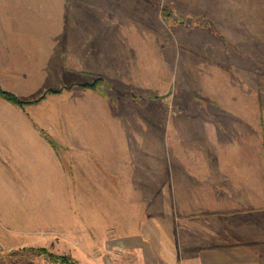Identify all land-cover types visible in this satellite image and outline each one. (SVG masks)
Here are the masks:
<instances>
[{
  "label": "crops",
  "instance_id": "obj_1",
  "mask_svg": "<svg viewBox=\"0 0 264 264\" xmlns=\"http://www.w3.org/2000/svg\"><path fill=\"white\" fill-rule=\"evenodd\" d=\"M106 3L59 0L55 17H0V73L23 85H44L50 74L91 85L95 76L127 67L129 38L131 47L159 52L158 41L144 46L157 23L128 17V0ZM114 3L119 12L111 13ZM251 18L257 25L247 35L253 45L247 69L257 57L264 63V50L255 49L256 43L264 47V17ZM233 21L234 29L239 19ZM223 30L227 36L231 31ZM241 76L203 81L206 99L219 108L201 113L198 124L184 120L177 128L176 112H169L166 180L159 176L166 142L152 135L151 145L141 148L149 154L141 150L136 157L139 143L127 135L133 131L113 122L99 90V96L78 91L86 100L64 133L49 130L54 142L44 141L31 123L34 113L0 110V264H15L9 248L15 245L58 246L56 253L87 245L73 256L81 262L106 245L111 264H264V139L253 79ZM93 118L102 121L90 124ZM67 132L76 137L60 138Z\"/></svg>",
  "mask_w": 264,
  "mask_h": 264
},
{
  "label": "rangeland",
  "instance_id": "obj_2",
  "mask_svg": "<svg viewBox=\"0 0 264 264\" xmlns=\"http://www.w3.org/2000/svg\"><path fill=\"white\" fill-rule=\"evenodd\" d=\"M57 1L59 0H0V17H8L10 14H15L16 17H55L60 13L54 10ZM106 4L111 7L108 0ZM112 6L111 13L119 12L118 4L114 3ZM127 9L128 17H145L144 21L148 26L150 22L158 24L157 31L154 30L149 38L144 39V46H152V43L155 46V41H158V53L147 52V49L143 51L138 46L131 47L129 38L127 67L113 71L111 77L95 76V82L91 85H72L70 84L74 81L72 78L57 79L51 74L44 85L35 86L28 83L23 85L20 82L23 80H16L15 76L0 73L1 90L24 103L23 106H19L0 96V110L6 112L15 109L23 113H34L29 116L31 123L40 131L44 141L54 142L55 136L50 131L54 132L57 129L63 132L65 126H71L75 110L86 100L87 93L78 91L91 89L92 95L99 96L96 91L99 90L100 95L106 98L101 101L112 111L113 122L116 121L117 125L121 123L126 129L133 131L127 132V135L130 140L137 141V145L139 143V150L133 151L136 157L140 159L141 150L146 151L145 155L149 154L147 150L141 148L145 143L151 145L152 138L156 139L152 135L159 136L161 142H166L165 150H161V153H165H162L159 159L161 172L159 176L166 180L169 112H176L177 128L184 120L188 121L187 126L198 124L201 113L219 108L216 102L206 99L204 91L206 87H203V81L224 77L236 80L239 74L241 76L244 73V76L253 79L250 83L256 93V120L259 121V129L262 130L259 136L264 139V63L258 62L261 59L257 57L254 60L255 67L250 66L252 67L250 69L246 67L250 65L246 62L250 58L253 46L247 35L251 36L252 30L257 25L255 18L251 17H257L259 22L263 21V18L259 17H264V0H128ZM233 18L239 19V26H234V29L232 25L238 22L233 21ZM148 19L152 20L146 23ZM223 26L232 31L228 36L224 34ZM136 42L139 44V39ZM258 48L264 50V47H257L256 43L255 49ZM218 55L220 58H225L224 64L220 63ZM3 56L5 57L0 55V62ZM222 66L225 70L221 69ZM26 89L28 92L24 93ZM35 89L38 92H34ZM80 93L83 95L81 96ZM39 114L44 118L40 123L37 116ZM100 121L102 120L93 118L90 119V124L96 122L99 125ZM63 133L61 137L59 133V137H63V140L70 141L76 137L70 132L64 135ZM89 135L94 136L90 133ZM112 135V141H117L116 135L114 133ZM187 138L190 139L189 136ZM256 142L257 146L260 144L262 146L258 138ZM147 159L149 158L145 157V160ZM147 162L149 163L150 159ZM176 162L178 164L177 160ZM137 163L146 169L147 164L143 165L141 161L135 164ZM174 168L190 170L191 167L177 165ZM193 168L195 173H198V166ZM173 170L172 167V174L175 173ZM159 200L162 205L163 199ZM144 201L145 205H150V201L147 199ZM97 241L99 240L96 239ZM9 248H12V253L17 255L15 264H60L54 262L51 256L67 257L76 264L114 262L113 259L110 263L105 261L114 257L108 252L111 249L106 245L98 247L97 253L91 255L90 262H81L73 257L75 252H86L87 245L62 246L61 249L65 248L67 251L60 249L57 253L58 246L36 245L32 248L15 245ZM45 248H48L46 249L48 254L39 252ZM119 256L117 254L115 258L117 261Z\"/></svg>",
  "mask_w": 264,
  "mask_h": 264
},
{
  "label": "trees",
  "instance_id": "obj_3",
  "mask_svg": "<svg viewBox=\"0 0 264 264\" xmlns=\"http://www.w3.org/2000/svg\"><path fill=\"white\" fill-rule=\"evenodd\" d=\"M0 96L3 97L8 102L14 103V104L19 105V106H23L24 105V103H21L15 96H13L12 94H9V93H6V92L2 91L1 88H0ZM39 252L48 254L47 251L44 250V249L39 250ZM51 259L54 262H56V263L59 262V263H64V264H76L70 258H67V257L51 256Z\"/></svg>",
  "mask_w": 264,
  "mask_h": 264
},
{
  "label": "built area",
  "instance_id": "obj_4",
  "mask_svg": "<svg viewBox=\"0 0 264 264\" xmlns=\"http://www.w3.org/2000/svg\"><path fill=\"white\" fill-rule=\"evenodd\" d=\"M60 264H64V263H60Z\"/></svg>",
  "mask_w": 264,
  "mask_h": 264
}]
</instances>
